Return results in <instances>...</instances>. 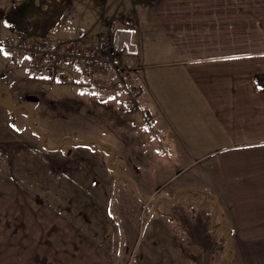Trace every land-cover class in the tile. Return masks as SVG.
Instances as JSON below:
<instances>
[{
  "label": "crops",
  "instance_id": "0c3cea01",
  "mask_svg": "<svg viewBox=\"0 0 264 264\" xmlns=\"http://www.w3.org/2000/svg\"><path fill=\"white\" fill-rule=\"evenodd\" d=\"M159 1L129 13L136 19L118 56L123 64L144 67L140 100L155 115L153 131L138 110L127 107L123 93L94 89L79 65L61 66L68 70V85H50L41 69L34 72L52 90L88 97V137L79 140L109 146L91 142L74 150L52 148L44 123L56 119L51 110L43 109L50 114L42 115L37 131L28 125V132L22 123L16 130L22 140L0 151V264H116L119 257L127 262L124 250L135 230L137 243L149 240L152 247L146 250L162 264H177V256L200 254L204 248L214 251L216 244L200 243L191 252L177 247L179 236L202 233L201 239L204 232L209 239L231 235L228 264H264V252L258 251L264 249V89L255 81L264 74V0H164V7ZM6 24L8 32L22 38L38 33L33 20ZM110 31L107 27L106 34ZM12 64L6 72L13 75L10 80L28 88L21 83H31L27 79L32 77L25 76L28 68L33 70L29 58L20 55ZM33 104H23L31 109L22 108L24 114L37 115ZM97 150L104 155L97 156L102 155ZM109 151L135 183L122 178L118 185L117 177L112 179L116 172L106 166L95 178L82 168L90 161L75 165L80 155L107 160ZM22 154L24 165L18 164ZM142 173L167 180L150 187ZM17 175L28 178L26 185L16 183ZM86 178L88 187L77 188ZM148 193L154 197L145 219L139 208L148 205ZM99 207L101 213L93 214ZM131 207L137 208L136 224Z\"/></svg>",
  "mask_w": 264,
  "mask_h": 264
},
{
  "label": "rangeland",
  "instance_id": "374dc122",
  "mask_svg": "<svg viewBox=\"0 0 264 264\" xmlns=\"http://www.w3.org/2000/svg\"><path fill=\"white\" fill-rule=\"evenodd\" d=\"M162 1L164 0L159 1V5L161 7H164ZM153 2L154 0H0V151L2 149L8 148L9 145H16L18 140L19 141L22 140L23 136L21 137V135L18 134V132L16 131L22 127V123L24 124L25 127L27 126L28 132L30 131L29 128L30 116H32L33 124L35 127H43L41 123V119L43 118V116H49L50 114L49 111H47V113L44 112L43 114V109L51 110V114L53 115L54 118L57 119L56 122V119L48 117L47 118L48 121H44L45 127L50 128L51 131L47 134H48L49 143L51 144L49 145L52 148L55 149L62 146L60 149H63L64 151L66 149L69 150L72 148L74 150L76 148L72 146L86 145L91 142H96L102 146H109L104 142L101 143V140L100 141L94 139L79 140L85 137L86 135H88V131H89L88 97L85 96L74 97V94L71 93L61 94L60 91L52 90L53 88L51 89L45 85H42L43 84V82L41 81L42 78L35 77L34 72L38 73L39 69H41V73H44L46 75L50 73L48 72L49 70H47L46 68L40 67L39 69H35L33 65L32 68L34 71L28 68L29 72L25 74V76L28 78H30V76L32 77V79H27V82L31 81V83H24V84L21 83V86L23 85L28 86V88L26 89L21 88L20 85L14 83L13 80H10L11 78L14 77L13 75H8V73L6 72H8L9 68L16 65L12 64L13 62L11 63V57L9 55V51L10 52L13 51L10 50V48L5 47V42L8 39H11L15 44L22 36L21 35L15 36L13 33L16 32H8L5 28V25H7L6 23L11 21H16L17 23H19L22 19L24 20V22L33 20L35 23L34 29L38 30V33L36 37L25 38L26 41H28L27 39H29L30 41L33 42H46L53 46L55 45L59 46L62 43L66 44L67 43L66 41H78L84 46H90V45L98 44L99 42H101V40H111L110 44L119 40V49L121 48V50L117 55L118 57L120 56V53L123 50V46L128 41L126 32H128V30L131 29L129 25L130 23L133 22V20L136 19V14L129 15V13H134V12L137 13L140 11H144V8L146 7L150 8ZM124 23L128 25L125 26L123 25ZM109 24H111L114 30L109 28ZM107 27L109 30H111L108 34H106ZM30 29H32V27ZM20 33H25V31H20ZM162 51L166 56L168 55L167 47H163ZM13 55H15L17 59L18 56L20 55L29 58L27 53H15V54L13 53ZM117 57H116L117 61L115 60L116 63L118 62ZM32 63L33 62H31V64ZM117 64L122 65L123 67L126 65L121 63L120 61ZM62 65L63 64H61V66ZM126 66H132V65H126ZM137 69L141 73L144 67L140 66ZM67 71H68L67 69H63L62 67L57 69V73H59L58 75L64 81L63 84L57 81L55 82L50 81L49 79H47V77L46 79L47 81L49 80L50 81V82L48 81L49 84L53 86L65 85V84L68 85L71 83V81L69 79V75L67 74ZM19 72L24 73L26 71L21 70ZM18 80L25 81L23 78ZM17 90H19L18 93L16 92ZM22 91H25L23 92L25 93L24 95L23 93L21 94ZM102 92L105 94H111L105 91ZM31 96H35L36 98L32 97L33 99L32 98L29 99ZM29 102L31 103L35 102V104H33V106H35L37 110L36 112L37 115L35 117L38 119L39 123L35 121L34 115L32 114L29 115L27 113L28 110L26 111V114H24V110H22V108L25 110L27 108L31 111V109L28 108V106L23 105V104H28ZM6 104L13 105L16 107V109L10 110L6 106ZM20 110L22 111V113L20 112L19 114L18 112L14 113L15 111H20ZM59 125L61 126L58 128ZM15 126L17 129L15 128ZM45 127L44 130H42L43 132L46 131ZM94 135H97L100 138L101 136H103V134H101L100 136L98 132H96V134ZM34 145H37V143L32 144L33 148L35 147ZM38 149L39 147L36 150ZM97 151H99L102 154V155L97 154V156L104 155L102 150H97ZM109 152L111 153V151ZM93 158L94 160L91 158H84L80 155V157L74 158L75 165L79 164V161L80 162L83 160L86 162L90 161L92 165L86 166L85 164L82 168H84V170H87L89 174L91 176H94L95 178L103 175V170L105 169L106 166V168L109 167L108 169H112L114 172H116V175H113L112 179H115L117 177L116 179L118 181V185L119 183L122 182L120 181L122 178L127 179L129 182H134L131 181V179L126 178L125 171L121 169L122 168L120 164L121 159L120 158L114 159L112 153L111 156H109V159L107 158L108 166H107L106 158H104L103 160H100L96 157ZM7 159H6V165L8 162ZM34 159L38 160L35 153L32 154V162L37 163L33 161ZM95 160L99 163L100 166L96 163ZM24 161H25V156H23L22 154V156L18 157V164L20 162L21 165H24ZM64 161L66 162L67 159L64 158ZM138 162L143 163L144 160L142 159L139 160ZM145 170L148 171V168H146ZM145 170H143V172ZM142 174L147 175L144 177V182L150 187L154 186L153 183L159 185L161 180L164 179L167 180V177H164V175L163 176L158 175L157 179L154 180L151 174L149 173L148 174L142 173ZM166 175L169 176V174ZM17 177H20L16 181L17 184L26 185L23 182L28 179L25 178V175L23 176V178L21 175H17ZM88 181L89 179L86 178V181L83 182L82 185L79 184L77 188L88 187L89 185ZM98 184L104 185V183H98ZM115 184L116 183L114 182V185ZM78 193L80 195L88 194V192L85 191H79ZM153 197L154 195L152 193H148L146 195L148 205H144L142 209L139 208L140 213L142 212V217L144 216L145 219L148 218L150 215L149 208L151 207L149 206V204L152 201ZM100 209L101 207L94 210L93 214H100L101 213L99 211ZM183 209L185 211L186 208L183 207ZM129 210L132 215L134 214L135 224H136V222L139 221L136 216L137 208L131 207L129 208ZM114 212H116V210ZM178 215H181V213L177 212V216ZM188 218H190V216ZM131 219L133 220L132 216ZM117 229H119V225L117 226ZM147 231L148 230L146 229L145 237ZM199 234L200 235L197 238L186 239L184 236H182L183 238L179 236V238L175 240L177 247L182 249L184 252H191L193 251L191 246L194 245L197 246V244L200 243L207 244V246L216 244V248L214 249V251H212L211 253H206V250L204 248L203 252L200 254L199 253L196 254L193 253L194 255L188 254L186 257L184 255L177 256L178 257L177 264H223V262L224 264H228L229 262H231L232 247H233V240L231 238V235H227L228 238H224V237L220 238L219 236L218 239L217 238L209 239L211 237L210 234L204 232L202 238L200 239L202 233ZM137 235H138V231L135 230V232L132 233V239H130L129 245L125 247L124 251H126L127 262L123 261V259L120 260L119 257L116 264H162L160 261H154L153 260L154 255L146 250V248L152 247L149 246L148 244L149 240L144 239L140 244H138L136 240ZM129 237H131V234L129 235ZM247 245L248 244L241 243V247ZM119 251H122L121 248L119 249ZM254 251L257 250L253 249V252ZM258 251H261L263 253L264 249L262 250L259 249ZM217 252H219V255H217ZM247 252L249 253V249H247ZM222 256H224V261ZM171 257L173 258V260L176 259V255H172ZM122 258H123V254H122Z\"/></svg>",
  "mask_w": 264,
  "mask_h": 264
},
{
  "label": "built area",
  "instance_id": "2783aa9c",
  "mask_svg": "<svg viewBox=\"0 0 264 264\" xmlns=\"http://www.w3.org/2000/svg\"><path fill=\"white\" fill-rule=\"evenodd\" d=\"M27 40L21 37L14 44L11 39H8L5 42V47L16 53H28L35 69L46 68L50 72L47 74V78L61 84L64 81L57 73L61 64L81 66L84 77L96 90L123 93L127 107L131 110H138L144 125L153 131L156 122L154 114L142 106L140 100L142 81L138 67L126 65L123 67L117 64L119 62H115L121 50V48L119 49V40L111 44V40H101L98 44L90 46H84L78 41L52 46L46 42ZM12 62L16 63L17 57H14ZM104 71H109V74L101 76Z\"/></svg>",
  "mask_w": 264,
  "mask_h": 264
},
{
  "label": "trees",
  "instance_id": "16d2710c",
  "mask_svg": "<svg viewBox=\"0 0 264 264\" xmlns=\"http://www.w3.org/2000/svg\"><path fill=\"white\" fill-rule=\"evenodd\" d=\"M34 28H35V26H34ZM31 30H33V29H31ZM30 30V31H31ZM23 38H25V37H23ZM47 44H49V43H47ZM53 46V45H52ZM28 54V53H27ZM29 55V54H28ZM30 58V57H29ZM106 74H109V71H104V72H102L101 73V76H104V75H106ZM255 81H256V85H257V87L259 88V89H264V74H258V75H256L255 76Z\"/></svg>",
  "mask_w": 264,
  "mask_h": 264
},
{
  "label": "water",
  "instance_id": "95a60500",
  "mask_svg": "<svg viewBox=\"0 0 264 264\" xmlns=\"http://www.w3.org/2000/svg\"><path fill=\"white\" fill-rule=\"evenodd\" d=\"M6 106H7L10 110H14V109H16V107L13 106V105H8V104H6ZM31 119H32V116H31ZM30 125H31L32 128H34V124H33L32 120L30 121Z\"/></svg>",
  "mask_w": 264,
  "mask_h": 264
},
{
  "label": "flooded vegetation",
  "instance_id": "af4514ba",
  "mask_svg": "<svg viewBox=\"0 0 264 264\" xmlns=\"http://www.w3.org/2000/svg\"><path fill=\"white\" fill-rule=\"evenodd\" d=\"M13 51V50H12ZM29 119H31V116L29 117ZM32 120V119H31ZM32 122H33V120H32ZM34 130H36L37 131V129H36V127L34 126V128H33Z\"/></svg>",
  "mask_w": 264,
  "mask_h": 264
},
{
  "label": "bare ground",
  "instance_id": "6f19581e",
  "mask_svg": "<svg viewBox=\"0 0 264 264\" xmlns=\"http://www.w3.org/2000/svg\"><path fill=\"white\" fill-rule=\"evenodd\" d=\"M118 58V57H117ZM119 62V61H118Z\"/></svg>",
  "mask_w": 264,
  "mask_h": 264
}]
</instances>
